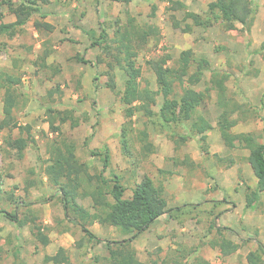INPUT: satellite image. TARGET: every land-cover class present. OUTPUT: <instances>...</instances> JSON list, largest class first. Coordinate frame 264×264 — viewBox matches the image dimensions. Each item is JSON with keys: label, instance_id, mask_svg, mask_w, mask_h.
<instances>
[{"label": "rangeland", "instance_id": "1", "mask_svg": "<svg viewBox=\"0 0 264 264\" xmlns=\"http://www.w3.org/2000/svg\"><path fill=\"white\" fill-rule=\"evenodd\" d=\"M178 1L186 5V11L173 12L169 10L170 3L162 0H134L128 5L111 0H52L50 5L42 7L40 13L32 14L23 34L13 39L0 37V72L11 73L22 79L20 86L17 87L19 105L14 113L15 121L19 126L31 127V134L36 141L35 145L25 150L24 158L19 160L16 151L9 147L8 141L21 136L27 137V132L24 131L21 134V130L16 128L0 132V177L2 179L0 209L10 213L16 212L20 218L28 212L31 216L38 217L36 225L42 226L43 233L48 235L51 241L49 245L44 246L37 240L34 223L30 222L19 228L0 214V264H46L44 258L58 252L57 241L61 240L62 231H67L65 226L71 228L73 238H76V242L71 244V247L67 246L70 242L65 241L71 264H96L97 258H100L98 264H107L104 260L109 256L106 243L86 242L81 228L66 219L60 194L47 183L45 168L50 157L49 149L57 140L75 143L77 156L85 163L90 160L93 151H103L107 147L111 153L112 164L106 176L110 178L112 173L119 175L123 184L129 188L134 187L136 182H140L144 175L151 172V165L154 167V162L151 160L154 154L147 159H143L141 154L139 133L144 130L149 132L150 140L156 146V153L157 147L163 145L165 152L172 154V148L166 146L169 142L170 145L172 143L175 150L172 162L176 169L190 171L191 152L184 157V146L187 147L189 143L196 141L200 148L199 137L195 136L196 138L187 142H182L181 137L188 136L194 121L203 117L201 108L190 121L168 128L161 125L157 116L150 120L145 113L135 115L128 139L134 153V161L139 167L132 172L133 167L123 156L120 140L123 127L127 122L126 113L136 104L130 103L129 97L125 94V73L116 67L111 70L114 79L108 75L110 72L108 65L113 63V53L106 49L107 43L101 40L102 46H92L93 40L100 39L104 30L112 39L116 31L126 25L129 18H135L137 23L143 26L155 28V33L149 38V44L138 54V66L143 73L141 83L144 85L145 81H148L154 89L157 88L156 76L147 68L146 63L149 60L166 57L169 59L170 67H177L181 55L190 51L194 60L203 61L195 52L199 46L204 47L198 52L199 54L203 52L208 55L212 52L211 63L216 69L225 68V66L235 67L231 64L235 54H238L236 62L242 73H239L237 77L231 75L230 78L229 75L228 78L227 76L228 94L238 88L240 79L244 77L257 79L259 76H264L262 70L264 66V48L262 47L264 0H243L251 4L256 11L255 24L248 32L242 25H238L234 31H226L221 25L216 24L207 30L196 29L192 33H186L183 28H175L172 17L174 16L177 21H183L187 11L207 16L208 5L216 0ZM0 13L3 15L0 23L9 24L16 20L15 14L7 6H1ZM36 22L51 23L54 26L53 32L37 31ZM49 48L53 53L47 59V65H52V68L43 69L40 67L41 63L36 65V62L39 55ZM76 57H83L90 64L78 63ZM195 66L192 67V72L196 69ZM223 75L225 74H219L215 80L218 81L221 78L224 82ZM112 84L115 85V89L112 88ZM50 91L52 92L49 93ZM3 93L1 90L0 121L5 117ZM201 94L205 101L206 93L201 92ZM161 103L162 100L159 98L158 105L153 108L155 112L159 111ZM48 108L59 111L72 110L74 116L80 120V125L73 128L70 121L61 125L57 118L56 125L60 126L61 131L53 133L46 113ZM215 124L217 125V122ZM208 148L209 154L211 153L209 145ZM200 151L202 152L201 148ZM100 158L96 157L98 166L91 168V173L103 169ZM221 159L218 155L215 156L216 161L219 162ZM203 178L211 179V175L203 170ZM30 182L34 187L28 188ZM11 195H14L13 199L9 198ZM19 200L20 203H18ZM82 201L79 202L86 203ZM24 203L29 204V208H25ZM223 205L220 211L224 210ZM207 211L206 209L204 213L199 212L197 215L184 217L180 223L181 226L187 224V227H190L195 224L200 228L203 232L200 240L195 237H192V240L181 237V242L176 245V251L168 248L166 254L163 249H154L153 252L148 253L145 264H171V261L184 264L185 260L194 264L198 259L209 262L206 250L217 249L212 247V243L219 238V235L215 229H212L213 226L209 227V224H212V217ZM220 211L212 212L220 219L218 225L230 223L231 220L234 226V219H239L233 216V218L225 219L221 217L223 213ZM213 219L216 218L213 217ZM222 234L228 240L241 245L240 254H237L239 262L237 264H244L246 247H251L253 251L258 248L257 244L244 233L236 234L226 228ZM80 242H82V248L79 247ZM196 242L198 245L194 247Z\"/></svg>", "mask_w": 264, "mask_h": 264}, {"label": "trees", "instance_id": "2", "mask_svg": "<svg viewBox=\"0 0 264 264\" xmlns=\"http://www.w3.org/2000/svg\"><path fill=\"white\" fill-rule=\"evenodd\" d=\"M111 1L128 5L134 0ZM162 1L169 2V10L173 12L186 11V5L181 1ZM51 2L52 0H1L0 8L1 6H7L15 14L16 20L9 24L0 23V37L13 39L23 34L32 14L40 13L42 7L50 5ZM154 11H156V7H154ZM207 13V16H201L187 11L183 21H177L173 16V25L175 28H183L186 33H192L197 28L208 29L216 24L221 25L226 31H234L237 24H241L248 32L256 21L254 7L243 0H216L208 5ZM2 16V13H0L1 21ZM42 18H45V16H42ZM35 27L39 32L51 33L54 30V26L47 22H36ZM103 32L104 34L100 39L93 40L92 46H102L103 41L107 43L106 49L111 50L113 53V63L108 65L110 70L108 75L114 79L111 70L116 67L125 73V94L129 97L130 103L136 104L126 113L127 122L123 127L120 140L123 156L133 167L132 172H134L139 166L134 161V153L128 139V134L132 131L133 117L138 113H145L150 120L157 116L161 125L165 128L190 121L203 103V95L195 88L201 83L209 64L205 60H194L190 51H186L181 55L177 67H170L168 65L169 59L166 57L151 59L146 64L148 70L156 76L157 88L154 89L148 81H145L144 85L141 83L143 73L141 67L138 66V54L149 44V38L155 33V28L143 26L137 23L135 18H129L126 25L116 31L114 38L110 39L108 33L105 30ZM101 40H103L102 43ZM52 53L51 48L45 49L39 55L36 65H39L40 62V67L43 69L52 68V65H47V59ZM76 60L81 64H90L83 57H76ZM194 65H196V69L192 72ZM214 77H219V74L215 73ZM226 78L227 75H223V79ZM21 80V77L11 73L0 72V91L3 90L4 92L2 100L5 115L4 119L0 121V132L16 128L21 130V134L24 131L28 134L27 137L21 136L8 141L9 147L16 151L19 160L24 158V152L28 147L36 144L35 138L31 134V127L19 126L14 117L15 110L19 105L17 87L20 86ZM112 86L115 89V85L112 84ZM159 98H161L162 103L159 111L155 112L153 108L158 105ZM46 113L53 133H60L61 131L60 126L56 125L57 118H59L61 125L69 121L72 123L73 128L80 125V120L74 116L72 110L59 111L48 108ZM233 124L228 117L223 116L219 120L217 128L221 132L227 147L233 148L237 141L250 151L248 162L252 166L258 182L256 189L252 190L250 187L247 189L246 208L247 210L256 211L260 195L264 194V143L257 142V139L251 134L233 135L231 133ZM210 129H212V125L203 117H199L198 120L194 121L190 134L181 137V140L187 142L198 136L203 155L207 156L209 148L206 132ZM139 135L141 154L143 159H147L156 153V146L151 142L150 134L146 130L141 131ZM91 154L92 157H101L103 162V169L96 173H91V167L80 161L75 143L65 140L53 142L49 149L48 165L45 168L48 182L61 196L66 219L81 228L85 234L86 242L95 244L104 242L89 229V226L95 222L117 228L123 235L130 236L123 241L106 242L109 256L104 260L107 264H144L139 260L132 242L149 230L158 219L165 215L172 216L173 212H179L182 208L168 209L164 181L160 179L156 181L149 175H144L140 182L135 183L131 198L126 199L127 187L123 184L121 177L114 173L110 178L106 176V172L112 164L110 150L106 147L103 151H93ZM0 181L2 182L1 177ZM31 187L33 185L30 182L28 188ZM25 190L29 191V189ZM9 198L13 199L14 195ZM85 199L93 201L91 211L79 202ZM18 203H20V200ZM24 205L25 208H29V204L24 203ZM0 214L15 223L19 228L30 222L34 223L37 240L44 246L50 244V238L43 233L42 226L36 225L38 217H33L28 212L27 215L20 218L18 213H10L5 209H0ZM209 215L212 217L213 227H211L219 235V238L212 243V247L219 248L221 254L225 257L236 254L241 245L225 238L222 234L224 229L218 228L215 223L216 219H213V217H217L211 213ZM257 245L258 248L247 255V264H264V245L260 242H257ZM79 247L82 248V242H80ZM45 260L54 264H71L70 257L67 255L66 250L62 248L55 256H46ZM95 261L98 264L100 258ZM194 264L210 263L198 259Z\"/></svg>", "mask_w": 264, "mask_h": 264}, {"label": "crops", "instance_id": "3", "mask_svg": "<svg viewBox=\"0 0 264 264\" xmlns=\"http://www.w3.org/2000/svg\"><path fill=\"white\" fill-rule=\"evenodd\" d=\"M238 25L241 24H237V27ZM262 47L264 48V43ZM203 48L199 46L195 52L198 58L207 61L209 66L204 72L201 83L195 89L199 93H206V100H203L200 108L203 110V118L212 125V129L206 132L211 153L207 156L203 155L196 141H192L187 147L184 146V157L185 155L188 156L187 154L191 152L190 158L194 162L191 161V166H189L190 171L187 172L182 168L176 169V166L172 162L175 154L172 143L171 145L170 142L166 144L167 147L172 148V154L170 152L166 153L163 145L157 147V153L151 159L154 162V167L151 165L152 170L148 175L156 181L165 179L163 181L166 190L165 195L168 200V209L182 208V210L173 212L172 216L165 215L158 219L149 230L132 242L139 260L144 264L147 262L148 253L153 252L152 250L154 249H163L166 254L168 253V248H172L170 249L171 251H176V245L178 242H181V237H186L189 240L195 237L200 240L203 237L202 230L195 224H192L190 227H187V224L181 226V221L189 215H197L199 212L204 213L206 209L209 214H212L213 210H215V213H218L222 204H224V212L220 211L223 213L221 217L226 219L233 216L239 219H234L235 224L233 226L231 220L230 223L226 222L224 225H218L220 219L216 218L217 222L215 223L218 228H229L236 234L244 233L248 235L250 240H253V243L257 244V242H260L264 245V194L260 195L256 211L247 210L246 208L247 189L248 187L252 190L256 189L258 182L257 176L248 162L250 151L246 146L237 141L233 148L227 147L221 132L215 124V122L218 124L221 117H228L229 121L234 123L231 127L233 135L251 134L257 139V142L263 144L264 76H259L257 79L244 77L239 80L238 88L228 94L229 84H227V81L229 75L231 78V75L237 77L239 73H242L240 71L241 68H238L239 65L236 62L239 57L238 54H235L234 62L232 61L231 64L235 67L225 66V68L216 69V67H212L211 63L212 52L208 53V55L203 52L198 53ZM262 70L264 75V66ZM208 72H210L209 75H206ZM215 72L227 75V80H224V82H222L221 78L218 81L215 80L216 78L213 77ZM221 90L223 91L222 93ZM216 155L222 158L221 161L215 160ZM97 163L96 157L92 156L87 162L91 168L97 167ZM203 170L211 175V179L203 178ZM178 172L180 173L179 175ZM47 183H49L48 179ZM126 187L125 198L128 199L133 194V187ZM83 201H86V203L81 204L91 211L93 201L91 199ZM212 215L216 216V214ZM211 226H213V223L209 224L210 228ZM89 229L105 243L108 241H123L130 237L123 235L117 228L105 226L98 222L90 225ZM65 230L67 231H62L63 236L57 243L59 249L66 250L65 241L70 242L67 246L71 247V244L76 242V238H73L74 235L71 228L65 226ZM197 245L198 242L195 243L194 247ZM246 248L247 252L244 254V264H247V255L253 251L251 247ZM220 252L218 248H208L206 250L207 260L210 264H237V254H240V250L236 255L233 254L234 256L228 257L221 255ZM56 254L57 252L49 256H55ZM44 262L46 264H54L53 262H46L45 258ZM183 263L187 264L188 261L185 260ZM171 264L181 263L179 261H171Z\"/></svg>", "mask_w": 264, "mask_h": 264}]
</instances>
